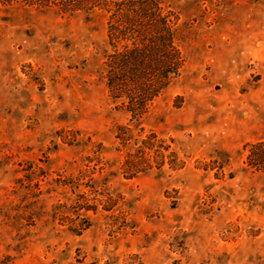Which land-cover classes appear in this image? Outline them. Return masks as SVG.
I'll return each instance as SVG.
<instances>
[{"label":"rangeland","instance_id":"1","mask_svg":"<svg viewBox=\"0 0 264 264\" xmlns=\"http://www.w3.org/2000/svg\"><path fill=\"white\" fill-rule=\"evenodd\" d=\"M0 264H264V0H0Z\"/></svg>","mask_w":264,"mask_h":264}]
</instances>
